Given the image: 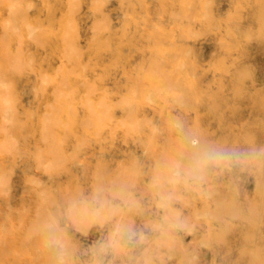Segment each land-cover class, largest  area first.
I'll return each instance as SVG.
<instances>
[{
	"label": "rangeland",
	"instance_id": "rangeland-1",
	"mask_svg": "<svg viewBox=\"0 0 264 264\" xmlns=\"http://www.w3.org/2000/svg\"><path fill=\"white\" fill-rule=\"evenodd\" d=\"M0 82V107L14 109L0 131V264H49L28 226L97 186L149 205L152 169L186 151L175 120L202 141L264 147V0H0ZM217 187L231 199L228 177ZM239 202L254 223L197 221L209 202L178 205L196 228L164 264H251L264 174L245 178ZM153 218L148 206L133 219ZM106 232H71L76 264Z\"/></svg>",
	"mask_w": 264,
	"mask_h": 264
},
{
	"label": "clouds",
	"instance_id": "clouds-1",
	"mask_svg": "<svg viewBox=\"0 0 264 264\" xmlns=\"http://www.w3.org/2000/svg\"><path fill=\"white\" fill-rule=\"evenodd\" d=\"M19 71V68H17ZM11 106L0 107L3 131L13 119ZM174 127L181 134L186 151L178 158L157 163L147 184L150 200L146 206L128 189H106L97 186L91 193H78L67 201L63 209L53 210L37 218L28 226L30 239L39 243L49 257V264H76V249L71 232L87 234L93 227L106 228V235L87 250L88 264H105L106 258L128 259L129 264H154L153 253L159 264H164L165 252L178 242L179 233H192L196 224L182 214L178 205L201 199L212 206L197 214L196 220H216L221 216L245 219L254 223L239 202L245 178L264 174V147H223L197 139L183 122L175 120ZM7 149V145L4 146ZM228 177L229 200L217 201V182ZM153 209L151 219L143 229L134 224L135 217ZM203 247H210L207 241ZM140 255L137 256V251ZM251 264H264V249L251 251Z\"/></svg>",
	"mask_w": 264,
	"mask_h": 264
},
{
	"label": "bare ground",
	"instance_id": "bare-ground-1",
	"mask_svg": "<svg viewBox=\"0 0 264 264\" xmlns=\"http://www.w3.org/2000/svg\"><path fill=\"white\" fill-rule=\"evenodd\" d=\"M17 65V64H16ZM13 69V68H12ZM15 71V70H14ZM1 83V82H0ZM6 96V95H5ZM7 99H8V97H7ZM10 102V100H7V102ZM5 104V103H4ZM9 106H11V105H9ZM13 142V141H12ZM8 145H10V143L8 144ZM15 145V144H14ZM8 148H10V147H8ZM8 189V180H7V178L6 177H0V190L1 191H6ZM0 191V193H2ZM3 193H5V192H3Z\"/></svg>",
	"mask_w": 264,
	"mask_h": 264
}]
</instances>
